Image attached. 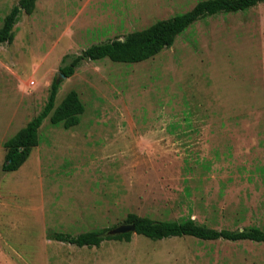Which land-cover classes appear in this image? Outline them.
Here are the masks:
<instances>
[{"label": "rangeland", "instance_id": "1", "mask_svg": "<svg viewBox=\"0 0 264 264\" xmlns=\"http://www.w3.org/2000/svg\"><path fill=\"white\" fill-rule=\"evenodd\" d=\"M19 0H0V26ZM198 0H37L0 44V264H264V242L191 236L53 238L190 216L215 229L264 231V2L199 19L171 46L135 63L84 59L92 44L191 9ZM75 90L85 110L70 129L45 118L17 170L3 142Z\"/></svg>", "mask_w": 264, "mask_h": 264}, {"label": "trees", "instance_id": "2", "mask_svg": "<svg viewBox=\"0 0 264 264\" xmlns=\"http://www.w3.org/2000/svg\"><path fill=\"white\" fill-rule=\"evenodd\" d=\"M37 0H19L4 16L0 26V44L11 43L15 36L14 26L22 12L31 14ZM264 2V0H198L194 6L184 12L174 14L165 19H159L150 25L127 33L122 39L114 38L96 43L85 48L80 54L60 68V72L69 77L84 59L99 60L108 58L114 62L135 63L146 60L158 54L165 47L171 46L176 37L199 19L218 13L246 11ZM60 80L54 79L48 90L44 106L20 128L13 136L3 142L5 149L1 169L12 172L19 169L28 159L31 151L38 145V129L45 118L50 124L61 125L70 129L80 123L85 107L79 94L70 90L56 104V94ZM125 223L135 224V233L150 240H161L171 237L191 236L200 240L225 239L230 241L251 240L264 242V231L251 226L242 230L215 229L199 224L190 216L180 219H154L150 216H140L128 213ZM109 228L91 229L71 235L64 232H54L53 238L68 242L78 247H98L104 240L129 241L132 232L118 235H105Z\"/></svg>", "mask_w": 264, "mask_h": 264}, {"label": "water", "instance_id": "3", "mask_svg": "<svg viewBox=\"0 0 264 264\" xmlns=\"http://www.w3.org/2000/svg\"><path fill=\"white\" fill-rule=\"evenodd\" d=\"M62 77H65L64 74L61 73ZM59 80V78H56ZM132 232L135 233V224L134 223H121L116 225L115 227L109 228L105 235H118L122 233Z\"/></svg>", "mask_w": 264, "mask_h": 264}]
</instances>
